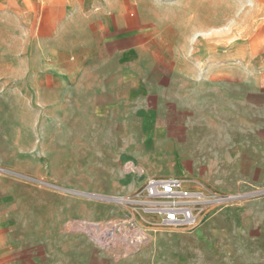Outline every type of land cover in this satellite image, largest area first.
<instances>
[{
    "label": "crops",
    "instance_id": "obj_1",
    "mask_svg": "<svg viewBox=\"0 0 264 264\" xmlns=\"http://www.w3.org/2000/svg\"><path fill=\"white\" fill-rule=\"evenodd\" d=\"M0 95L56 116V194L0 202V264H264V0H0ZM153 177L230 200L98 247Z\"/></svg>",
    "mask_w": 264,
    "mask_h": 264
},
{
    "label": "rangeland",
    "instance_id": "obj_2",
    "mask_svg": "<svg viewBox=\"0 0 264 264\" xmlns=\"http://www.w3.org/2000/svg\"><path fill=\"white\" fill-rule=\"evenodd\" d=\"M1 97L0 202L10 194H56V116L34 102Z\"/></svg>",
    "mask_w": 264,
    "mask_h": 264
},
{
    "label": "built area",
    "instance_id": "obj_3",
    "mask_svg": "<svg viewBox=\"0 0 264 264\" xmlns=\"http://www.w3.org/2000/svg\"><path fill=\"white\" fill-rule=\"evenodd\" d=\"M228 200L229 196L195 179L153 177L131 197L116 200L129 210L123 223L90 228L89 232L102 248L111 245L121 233L126 235L136 228L193 230L207 218V211L213 204Z\"/></svg>",
    "mask_w": 264,
    "mask_h": 264
}]
</instances>
